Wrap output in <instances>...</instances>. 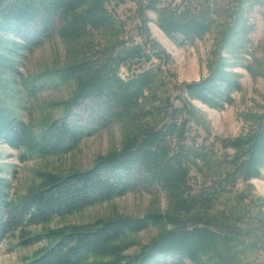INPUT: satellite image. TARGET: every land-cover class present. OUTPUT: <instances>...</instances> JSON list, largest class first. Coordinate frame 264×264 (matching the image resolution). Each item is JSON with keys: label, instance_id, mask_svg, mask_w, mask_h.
<instances>
[{"label": "trees", "instance_id": "1", "mask_svg": "<svg viewBox=\"0 0 264 264\" xmlns=\"http://www.w3.org/2000/svg\"><path fill=\"white\" fill-rule=\"evenodd\" d=\"M108 0H0V66H7L11 45L30 50L46 38L57 35L64 40H78L89 29L106 28L111 22ZM160 29L169 37L181 36L182 43L203 37L213 26L211 15L158 9ZM19 37L21 42L8 40ZM145 56L141 48L131 46L105 56L74 61L56 70L61 83L74 82L75 90L65 103L63 115L41 127L39 135L0 105V140L15 149L42 156L73 151L82 139L93 133L88 123L128 121L122 146L100 157L90 169L62 176L43 174L39 185L18 201L9 199V185L0 179V245L9 236L26 227L45 224L55 217L78 213L86 207L109 201L136 189L165 192L175 213L186 214L209 208L215 196L192 187L191 172L202 171L208 153L184 142L188 120L179 122L174 109L161 122H140L151 116L139 104L154 84L152 71L121 78L119 68ZM239 83L221 65L198 82L185 86L188 95L210 108L223 109L232 103ZM30 92L34 88H29ZM86 115H88L86 117ZM99 115V116H98ZM101 115V116H100ZM93 124V125H94ZM236 151L228 163L229 177L243 182L260 178L264 169V116L253 134L228 144ZM26 158L23 154L22 159ZM150 226H167L135 254L126 250L133 245L126 238ZM47 247L21 264H83L88 257L103 258L101 264H235L240 256L236 239L209 224H191L177 216L150 212L140 218L116 217L85 226L46 232L20 239L28 246L41 240Z\"/></svg>", "mask_w": 264, "mask_h": 264}, {"label": "rangeland", "instance_id": "2", "mask_svg": "<svg viewBox=\"0 0 264 264\" xmlns=\"http://www.w3.org/2000/svg\"><path fill=\"white\" fill-rule=\"evenodd\" d=\"M151 4L179 13L205 12L211 15L213 26L203 37L182 43L181 36L169 37L160 29L157 13L149 9ZM107 7L110 24L89 29L78 40L53 35L30 50L11 45L14 51L5 53L7 66H0V105L39 135L44 124L63 115L65 103L75 90L74 82L58 80L56 70L124 47H139L144 58L121 66L119 75L127 79L149 70L155 76L146 99L139 104L141 110L151 111L152 115L140 122H161L174 109L180 110L179 122L188 120L185 144L204 149L209 157L202 171L191 172L192 187L211 192L213 202L209 208L178 214L165 192L136 189L9 235L0 245V264H21L48 245L44 239L19 245L24 236H41L116 217L140 218L150 212L177 216L191 224H209L237 240L240 256L235 264H264V169L260 178L248 182L236 177L225 179L232 170L228 162L236 155L229 142L253 134L264 116V0H108ZM12 39L21 42L19 37L8 38ZM217 65L240 85L232 94V103L223 109L210 108L185 91L187 84L202 80ZM84 122L93 133L65 154H29L24 148L15 149L0 140V179L9 185V199L18 201L26 196L41 183L43 174L65 176L90 169L100 157L120 149L128 128L133 126L128 121L98 125L86 118ZM169 228L150 226L129 235L126 240L133 245L126 253H137ZM160 261L178 264L171 258ZM102 262L103 258L91 256L83 264Z\"/></svg>", "mask_w": 264, "mask_h": 264}]
</instances>
